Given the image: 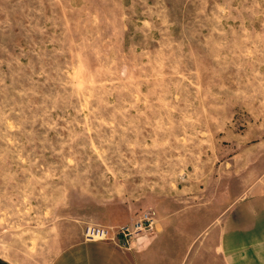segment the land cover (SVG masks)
Returning <instances> with one entry per match:
<instances>
[{"label":"rangeland","instance_id":"obj_1","mask_svg":"<svg viewBox=\"0 0 264 264\" xmlns=\"http://www.w3.org/2000/svg\"><path fill=\"white\" fill-rule=\"evenodd\" d=\"M260 191L264 0H0L12 264H50L145 211L210 262L226 212Z\"/></svg>","mask_w":264,"mask_h":264},{"label":"crops","instance_id":"obj_2","mask_svg":"<svg viewBox=\"0 0 264 264\" xmlns=\"http://www.w3.org/2000/svg\"><path fill=\"white\" fill-rule=\"evenodd\" d=\"M110 229L112 234L117 230ZM151 233L132 237L129 245L134 251L108 241H78L62 249L50 264H199L198 244H183L176 226L155 223ZM217 251L216 259L212 255L210 262L201 264H264V191L246 195L226 212ZM0 264L12 262L0 254Z\"/></svg>","mask_w":264,"mask_h":264},{"label":"built area","instance_id":"obj_3","mask_svg":"<svg viewBox=\"0 0 264 264\" xmlns=\"http://www.w3.org/2000/svg\"><path fill=\"white\" fill-rule=\"evenodd\" d=\"M155 223L156 220L154 217V213L151 211H145L139 216L137 221L132 224H126L119 227L113 234L105 230L104 228L91 227L86 233V240L108 241L113 243H116V241H121L122 244L125 245L130 243L132 237L141 232H153Z\"/></svg>","mask_w":264,"mask_h":264}]
</instances>
